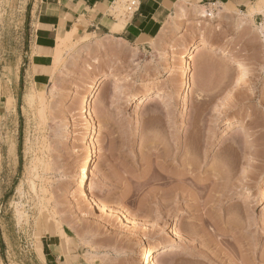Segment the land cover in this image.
<instances>
[{
	"label": "rangeland",
	"instance_id": "rangeland-1",
	"mask_svg": "<svg viewBox=\"0 0 264 264\" xmlns=\"http://www.w3.org/2000/svg\"><path fill=\"white\" fill-rule=\"evenodd\" d=\"M222 7L214 20L206 8L199 28L192 7L145 46L108 36L77 38L63 48L58 65L55 43L35 68L36 51L26 43L29 0H0V71L6 75L0 82V97H6L0 234L11 264H41L45 231L77 246L84 264H143L144 248L154 243L165 244L155 264H240L242 250L253 264H264V14L237 23L243 12ZM116 10L125 16L122 6ZM202 35L213 46L193 60V90L185 104L178 96L180 57ZM222 44L249 73L242 76L229 56L216 52ZM112 71L124 79L101 86L91 105L93 132L80 102L97 77ZM157 92L162 98L141 104L143 95ZM86 132L98 145L86 188L116 212L114 218L84 199L75 184L90 152ZM190 159L194 174L205 180L197 192L190 187L194 179L186 180L197 197L184 194L159 209L162 171L154 166L161 161L166 171H182ZM247 189L252 197L245 196ZM205 251L220 261H210Z\"/></svg>",
	"mask_w": 264,
	"mask_h": 264
},
{
	"label": "crops",
	"instance_id": "crops-1",
	"mask_svg": "<svg viewBox=\"0 0 264 264\" xmlns=\"http://www.w3.org/2000/svg\"><path fill=\"white\" fill-rule=\"evenodd\" d=\"M114 1L29 0L25 28L27 47L36 51L33 66L39 67L41 53L51 49L61 33L73 32L83 39L108 36L140 47L157 39L165 29H172L184 8L203 6L216 9L226 6L234 11L246 12L257 0H140V10L132 16L119 15ZM6 56L10 57V54ZM20 58L22 63L23 56ZM210 58L209 54L202 57L206 68L211 66ZM5 77L0 71V82ZM217 88L222 89L220 85ZM15 89L13 95L17 103L18 98L15 97L19 94V84H16ZM5 99L0 97V112L6 108ZM40 242L41 254H37L41 264H84L80 249L56 233L45 231ZM5 245L7 242L0 234V264H11Z\"/></svg>",
	"mask_w": 264,
	"mask_h": 264
},
{
	"label": "bare ground",
	"instance_id": "bare-ground-1",
	"mask_svg": "<svg viewBox=\"0 0 264 264\" xmlns=\"http://www.w3.org/2000/svg\"><path fill=\"white\" fill-rule=\"evenodd\" d=\"M190 9H192V7L188 8V9L187 8L182 9L179 17L187 16V13ZM193 9H195L196 13L198 14L197 15L198 17H196V18H198V20L195 23H196L198 28L202 27L203 21L201 19L203 17L201 18V15L207 12L206 8L203 6H201V7L194 6ZM209 10L210 11L206 13L207 16L209 17V20L216 19L217 15H219V13L218 14L215 13L216 11H214L215 10L214 8H209ZM258 12H263V14H264V0H257L252 6L249 7V9L246 12H243L238 17L237 23H244L245 21H247L249 19L251 20V18H253ZM261 31H264V23L261 25ZM77 38H79V37L76 36V34L73 32L61 33L58 35L56 48H55V56H54V61H53V62H55L56 65H58L59 62L62 60V57H61L62 52L61 51L63 50V48L68 45L69 41L76 40ZM100 41H102V40H100ZM100 41H99V43H100ZM78 44H79V42L77 41L75 46H77ZM211 46H213V44H211L205 38V36L202 35L201 39L196 40L195 42L191 43L187 48H185L183 50V52L181 54L180 58H181V63H182V69H181L180 75H181V80H182V82H181L182 88L180 91H178V96L183 100V103H185V104L188 103L189 96L193 90V83L194 82L192 79V75L195 73L193 60L195 59V56L197 55V53L199 51L205 50L206 48H209ZM81 48H80V51L81 50L84 51V49H81ZM215 50H217L216 52L221 54V55L229 56L232 64L234 66H236V68L242 73V76L249 73L248 66L245 63V61L238 56H234L232 53V50L228 46H226L225 44H222V45L218 46ZM170 70L172 71V73H175V67H170ZM111 79L123 80L124 77L120 73L114 72V71L107 73V74L100 75L99 77H97L94 80L89 91L82 98V100L80 102V106H81L82 111H83V119L86 122L85 124L91 125L93 132H95L97 129L93 126V122L95 120V115L92 112L91 105H92L93 101L95 100V98L98 96L103 83H106ZM28 95H29L28 97L32 96L31 93H29ZM152 97H155V98L153 99ZM159 98H162V96L160 93L157 92V93L145 94L141 97L140 100H141V104H144L149 99L151 101V100H155V99H159ZM69 99H71V97H69ZM238 126L241 127V129H244L246 127V125L244 123H242L241 125H238ZM90 137H91V134H89L88 132L84 133V143L87 145V147H90V152L86 156L84 163H83L82 167L80 168V175L76 178L75 184H76V186H78L81 189V193H82L81 195L84 199L92 201L96 207H98L102 212H104V214H106L107 216H109L111 218H114V217H116V212L109 205H107L105 202L100 201L98 199H95L93 194H92L91 187H89L90 191H89V189L86 188V182H87V180H89L92 164L94 163V161L96 160L97 155H98V150H97L98 145H96V143L94 141H92L90 139ZM93 145H95L94 148H93ZM183 166L185 168H183L182 171H176V172L166 171V168L163 165V163H161V161L157 162V164L154 166L157 169L159 168L158 169L159 171L160 170L162 171L160 173V176L159 177L157 176V182L160 185V187H158V191H161V194L163 193V196L161 195L157 198V203H158L159 209L164 210L165 208H168L172 204L179 203L178 199L180 197H182V198L186 197V195H184V194H187L188 196H190L193 199L196 198L197 196H196V194H194V192H193V190H191V188L194 189L195 192H197L202 187V185H204L205 180L200 178L198 175L194 174L195 163L193 160L190 159V160L184 162ZM189 178H191L192 180L194 179L192 185L190 186L191 188L188 187V184L186 181ZM18 190L19 191L22 190V184H20L18 186ZM253 195H254L253 191H251V189H247L245 196L246 197H252ZM175 208H176V206H175ZM122 214H123V217L126 220H128L129 222H133L137 225L139 224L138 220H135V218H133L132 216H130L128 214H124V213H122ZM21 215H20V217H21ZM163 247H165V244H163V243H154L150 246H146L144 248L143 264H155L154 263V257L157 254V252H159L160 249H162ZM240 254H241L240 255V264H253V259L247 253L243 252V250H242ZM204 256L208 257L210 259V261H218V262L220 261V260H218V258L211 256V253L209 254V252H207V251L204 252ZM233 262H234V260H233Z\"/></svg>",
	"mask_w": 264,
	"mask_h": 264
},
{
	"label": "built area",
	"instance_id": "built-area-1",
	"mask_svg": "<svg viewBox=\"0 0 264 264\" xmlns=\"http://www.w3.org/2000/svg\"><path fill=\"white\" fill-rule=\"evenodd\" d=\"M115 8L122 6L124 8V13L126 16H132L140 10L141 2L140 0H115ZM118 11V10H117Z\"/></svg>",
	"mask_w": 264,
	"mask_h": 264
}]
</instances>
